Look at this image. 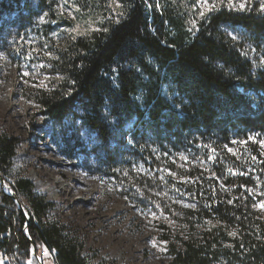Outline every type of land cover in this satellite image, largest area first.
<instances>
[{
    "label": "trees",
    "instance_id": "trees-1",
    "mask_svg": "<svg viewBox=\"0 0 264 264\" xmlns=\"http://www.w3.org/2000/svg\"><path fill=\"white\" fill-rule=\"evenodd\" d=\"M120 1L118 19L57 40L74 18L56 1L0 0V49L5 34L50 45L57 79L34 94L43 113L58 124L73 113L102 168L120 167L122 147L132 149L190 200L178 209L187 235L174 263L264 264V2L221 6L188 30L179 2ZM6 49L15 55L24 44ZM20 143L0 124V264H38L33 247L57 264H114L90 260L80 232L51 216L55 203L14 166ZM62 143L83 145L72 134Z\"/></svg>",
    "mask_w": 264,
    "mask_h": 264
},
{
    "label": "rangeland",
    "instance_id": "rangeland-1",
    "mask_svg": "<svg viewBox=\"0 0 264 264\" xmlns=\"http://www.w3.org/2000/svg\"><path fill=\"white\" fill-rule=\"evenodd\" d=\"M53 1L60 15L74 18L73 26L65 29L63 35L56 33L57 40L66 34H89L105 20L118 19L124 13L120 0ZM173 1L185 6L183 25L188 30H197L200 22L221 6L243 9L256 0ZM225 29L237 38L233 29ZM24 40L25 37L5 34L1 41L6 45L0 49V124L21 137L13 159L15 168L33 180L38 192L55 203L52 217L80 232L85 242L83 253L90 260L176 264L174 248L187 235L179 210L190 205V200L159 181L161 178L156 174L159 170L146 167L141 155L134 156L132 149L122 147L123 157L117 158L120 167L102 168L93 154L87 152L92 139L73 113L61 124L50 120L34 96L39 88L49 87L57 79L51 73L50 45H40L36 37ZM19 44H24V50L8 55L6 48ZM71 134L80 136L83 145L64 146L62 137ZM133 173L147 177L152 185L137 186L131 177ZM259 206L264 215V199L259 201ZM41 250V264H57L54 252L46 247ZM0 260L7 261L3 255ZM37 263L40 264L38 259Z\"/></svg>",
    "mask_w": 264,
    "mask_h": 264
},
{
    "label": "water",
    "instance_id": "water-1",
    "mask_svg": "<svg viewBox=\"0 0 264 264\" xmlns=\"http://www.w3.org/2000/svg\"><path fill=\"white\" fill-rule=\"evenodd\" d=\"M0 178H1V177H0ZM1 183L4 184V181H3L2 178H1ZM8 193L11 194V195H13V196L15 197L16 201L18 202L19 206H20L21 208H23L22 203L19 201V199H18V197L16 196V194L14 193V191H13V190H8ZM27 217L29 218V215H27ZM33 252H35V256H36V258L39 260V262H40V264H41L40 256L36 253L34 247H33Z\"/></svg>",
    "mask_w": 264,
    "mask_h": 264
},
{
    "label": "bare ground",
    "instance_id": "bare-ground-1",
    "mask_svg": "<svg viewBox=\"0 0 264 264\" xmlns=\"http://www.w3.org/2000/svg\"><path fill=\"white\" fill-rule=\"evenodd\" d=\"M50 172L52 173V171H51V168H50ZM82 209H84V208H82V207H79V210H82Z\"/></svg>",
    "mask_w": 264,
    "mask_h": 264
}]
</instances>
